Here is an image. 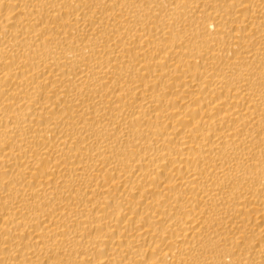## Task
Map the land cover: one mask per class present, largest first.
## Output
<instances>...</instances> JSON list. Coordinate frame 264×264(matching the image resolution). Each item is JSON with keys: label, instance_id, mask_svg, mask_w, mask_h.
<instances>
[{"label": "bare ground", "instance_id": "1", "mask_svg": "<svg viewBox=\"0 0 264 264\" xmlns=\"http://www.w3.org/2000/svg\"><path fill=\"white\" fill-rule=\"evenodd\" d=\"M0 264H264V0H0Z\"/></svg>", "mask_w": 264, "mask_h": 264}]
</instances>
